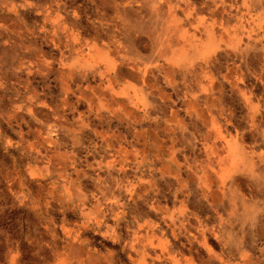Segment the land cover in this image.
Wrapping results in <instances>:
<instances>
[{
    "label": "rangeland",
    "instance_id": "obj_1",
    "mask_svg": "<svg viewBox=\"0 0 264 264\" xmlns=\"http://www.w3.org/2000/svg\"><path fill=\"white\" fill-rule=\"evenodd\" d=\"M180 1L0 0V264H174L181 251V264H264L260 10L250 0L242 20L237 0L202 21ZM208 73L213 90L194 109ZM236 139L255 171L241 164L239 190L177 217L187 202L165 169L185 179L212 149L231 161ZM140 183L148 194L128 201ZM147 227L156 253L143 257L132 242Z\"/></svg>",
    "mask_w": 264,
    "mask_h": 264
},
{
    "label": "bare ground",
    "instance_id": "obj_2",
    "mask_svg": "<svg viewBox=\"0 0 264 264\" xmlns=\"http://www.w3.org/2000/svg\"><path fill=\"white\" fill-rule=\"evenodd\" d=\"M192 1L193 0H182L180 2H177L175 5L178 8H180L179 6H181V5H185L183 12H186V15L188 17L195 16L196 18H198L199 20H202V21H205L207 19L206 13L208 11H211L213 15H214V13L217 14V12L220 8L223 10V12L228 11L227 9H229L231 11L234 7H236V2H237V0H229V1H227V0H204L198 4H195ZM249 1L250 0H243V6H244L246 11L244 14L242 13V17L240 18L242 20L247 18V20L252 21V19H253V16H251L252 8L250 7ZM253 4L257 8V10H260V12L258 14H256V18H255L258 21V25L260 26L261 23H264V0H254ZM238 8H239V6H237L235 8V10L237 11ZM234 15L235 14L233 12H229V18H235ZM257 21H255V23H257ZM253 39L255 42L254 44L257 45L259 43L258 39L257 38H253ZM215 45H216V39H215V37H212L210 42L206 45L207 47H205V50H209V49L213 48ZM254 49L256 50L257 48L254 46ZM119 75H122V72H120ZM207 78H208L209 83L211 84V85H209L210 86L209 88L207 85L206 87H202V90L200 89L199 91H196V92L194 91V93H191V101H190L191 103L190 104H191V107L194 109H196L198 106V103L195 100L197 98H202L204 101L207 102L208 101L207 97L210 94L209 92L213 90V88L211 87L213 85V81H212L213 78L211 75L208 76ZM226 78H227V76H225L223 80L225 81ZM226 80H228V79H226ZM226 82H228V81H226ZM216 85L218 88L221 87L220 90H222V87L224 84L218 82V84H216ZM229 85H230L231 89L234 88L233 90H235L236 84H234V82L229 81ZM115 86L116 85H115L114 81L110 78L108 81V95L113 102L119 103L118 99H119V97H121V92L119 90H117ZM200 87H201V83H200ZM245 95L246 94L244 93V97L246 98ZM254 125H255V122H254ZM242 141H243V138H242ZM234 146L235 147H233V151H232L233 153L230 155L231 161L226 160V156H224L223 150H221V149H212V150L207 151V153H206L207 162L202 164V166L196 170L197 173H194L192 175L191 173L188 172V174H186L185 179L182 178L183 171L180 167L176 171H171L167 168L165 169V171L163 172V176L164 175L169 176L170 173H175L173 175V177L177 178L175 180L179 184L178 190H179L180 194L184 195V197L182 196L183 198L181 199V202H182V204H184L185 201L187 202L186 206L180 207V210L182 213L180 215H177V217H183L182 214H185V212L187 210H189V208H188L189 207V204H188L189 201L202 203L203 201H207L209 197L213 198V200H214V199L219 197V194H224L226 191H228L230 189H233V191L239 190V183L243 181L242 178L239 177V171L243 170L241 167V164H247V166L251 172L255 171V166L257 165V161H254L255 160L253 158L254 156L253 155L250 156V154L246 155V153L241 150V147H239V140H237V139L235 140ZM171 155L173 156L172 159L174 161L175 152H172ZM257 158L259 159L258 167L260 169V174H261L262 178H264V153L259 154V156H257ZM170 175H172V174H170ZM194 177H197L199 179V182H196ZM140 189H141V187L138 186L137 188L134 187L133 189H131L130 192L126 191V193H129V197H126V199L128 201H132L131 198H132L133 194L135 192L139 191ZM144 189L147 190L146 187H144ZM175 197H177V194ZM165 201H168V199ZM164 208H166V204L162 205L161 202L158 200L151 203V205H150V209L152 211H155V212L161 211ZM176 221L177 220H175V221L171 220V224L169 225L172 227L173 231L175 230V228L177 226ZM140 241L142 242V244H140ZM132 244H133L132 247L135 248V250L138 253H140V255L143 257H145L147 255H151V251L156 253L155 250H156L157 244L155 241V230L153 229V227H147L146 229L140 230L138 236L133 240ZM171 254H173V253H171ZM181 255H182V251L171 255L169 257L170 263L173 262L174 264H181V262H180V256ZM157 258L159 259L160 256L158 255Z\"/></svg>",
    "mask_w": 264,
    "mask_h": 264
},
{
    "label": "crops",
    "instance_id": "obj_3",
    "mask_svg": "<svg viewBox=\"0 0 264 264\" xmlns=\"http://www.w3.org/2000/svg\"><path fill=\"white\" fill-rule=\"evenodd\" d=\"M120 147V146H119ZM117 150V149H116ZM120 151H121V148H119L118 149V155H119V153H120ZM174 152H176V151H174ZM170 153H172V152H170ZM206 153H207V151L205 150L204 151V153H200V155H202V156H204V157H207L206 156ZM191 154L192 155H194L196 158L198 157V154L197 153H195V152H191ZM199 155V156H200ZM176 157H177V154L175 153V158H174V160H176ZM206 161V160H205ZM205 161L204 162H202V163H200V164H197V165H199L198 167H197V165H194L193 167H195L194 169L195 170H192L193 168H192V165H191V167L189 168V166H187L186 168L187 169H191L192 171H190L189 173H191L192 175L194 174V173H197L196 172V170L199 168V167H201L202 166V164H204L205 163ZM207 162V161H206ZM188 174V173H187ZM165 176V175H164ZM173 176V175H172ZM195 178V177H194ZM180 182V181H179ZM181 183V182H180ZM177 184H178V182H177ZM147 185H152L151 183L149 184V183H140V184H136V186L138 187H141V189L139 190V191H137V192H135V194H133V196H132V201H134L138 196H139V193H142L143 195H146V194H148V193H146L145 192V189H144V187H146ZM179 185V184H178ZM153 186H155L154 184H153ZM143 188V189H142ZM147 190H148V192H149V189L147 188ZM178 189H176V193H174V197L176 196V194H177V197H175V200H178L179 202H181V199L184 197V195H182V194H180V192H179V190L177 191ZM125 195H126V197H129L128 196V194L125 192ZM136 196V197H135ZM181 196V197H180ZM183 196V197H182ZM164 198V200H167L168 199V197H163Z\"/></svg>",
    "mask_w": 264,
    "mask_h": 264
}]
</instances>
